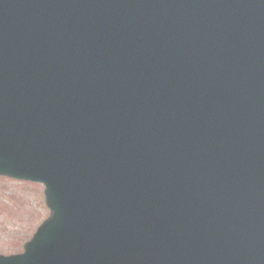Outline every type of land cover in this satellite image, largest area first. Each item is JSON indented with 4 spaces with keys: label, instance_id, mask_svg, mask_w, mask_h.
<instances>
[{
    "label": "water",
    "instance_id": "water-1",
    "mask_svg": "<svg viewBox=\"0 0 264 264\" xmlns=\"http://www.w3.org/2000/svg\"><path fill=\"white\" fill-rule=\"evenodd\" d=\"M0 174V264H264V0H0Z\"/></svg>",
    "mask_w": 264,
    "mask_h": 264
},
{
    "label": "rangeland",
    "instance_id": "rangeland-1",
    "mask_svg": "<svg viewBox=\"0 0 264 264\" xmlns=\"http://www.w3.org/2000/svg\"><path fill=\"white\" fill-rule=\"evenodd\" d=\"M50 213L42 184L0 176V254L22 252Z\"/></svg>",
    "mask_w": 264,
    "mask_h": 264
}]
</instances>
